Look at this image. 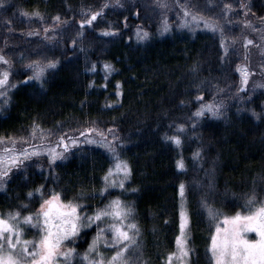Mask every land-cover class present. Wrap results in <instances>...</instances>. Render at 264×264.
<instances>
[{
  "label": "trees",
  "instance_id": "1",
  "mask_svg": "<svg viewBox=\"0 0 264 264\" xmlns=\"http://www.w3.org/2000/svg\"><path fill=\"white\" fill-rule=\"evenodd\" d=\"M188 7L217 29L187 31L170 16L165 31L160 0L0 3V50L15 85L7 103L0 101V142L26 145L37 134L50 139L86 128L112 131L119 157L131 169L123 189L102 194L112 160L98 147L78 146L56 163L27 158L0 188V215L35 214L53 191L87 215L119 197L134 210L129 222L140 230L138 247L128 255L135 264H163L175 247L183 182L189 264H212L217 223L264 203V58L259 68L251 60L257 48L252 28L264 35V0H189ZM93 11L100 13L96 20L82 26ZM105 29L115 31L105 35ZM138 29L148 36L138 38ZM34 59L57 63L35 82L28 67ZM238 65L252 72L244 88ZM202 105H219L221 115L197 116ZM165 136H179L180 143ZM38 186L44 196L29 197ZM205 202L218 210L215 218ZM101 225L81 229L68 246L80 255ZM75 258L71 264H83Z\"/></svg>",
  "mask_w": 264,
  "mask_h": 264
},
{
  "label": "snow or ice",
  "instance_id": "2",
  "mask_svg": "<svg viewBox=\"0 0 264 264\" xmlns=\"http://www.w3.org/2000/svg\"><path fill=\"white\" fill-rule=\"evenodd\" d=\"M2 2L3 0H0V3ZM160 7H167L164 0H160ZM180 7L184 10V17L191 15L192 20L203 19V17L192 13L186 3L180 5ZM102 10L103 9H101V11ZM99 14V12L93 11L87 20H82L80 22L81 25L92 24ZM25 15L28 14L25 13ZM33 15H39V13H33ZM53 19L58 20L59 18L54 17ZM189 23L188 20H183V25ZM205 26L216 27V25L210 24L207 20H205ZM167 27V24H165V31ZM103 31L104 34L107 35L110 31L114 32L115 29H105ZM45 32H47V29H45ZM147 36V32H143L141 36L138 29V38L143 39ZM245 43L251 44L252 41L246 39ZM221 46L224 47L225 52L228 51L223 39L221 40ZM0 61H3L5 64L8 63L7 59L2 55H0ZM56 63L57 61L55 60H48L43 66L37 62H31L30 66L36 69L34 73L35 78L40 80L44 69L54 68ZM105 67L110 68V65L105 64ZM237 70L241 74V87H243L248 82L250 72L245 65H238ZM0 86H3V90H0V97L7 96L8 86L15 87V85H9V73L6 70L0 72ZM260 86L264 87V84ZM5 103H7V99H5ZM205 107L212 115H221L219 105H202L201 110H198L196 115H203V108ZM36 127H38V125ZM180 127L183 128V125ZM94 131L97 130L86 128L80 135L84 136L85 132L91 133ZM99 135L101 138L98 140L87 137L86 141L88 143L101 144L113 154V158L115 159V168L109 167L103 177L105 187L100 189V192L103 194L110 185L115 186L117 184L116 180L111 179L114 172L123 174V178L118 182V186L123 189L125 187L124 181L129 179L131 169L126 160L120 159L116 146L111 141H107L103 138L104 133H100ZM65 139L73 145L84 142L75 138H65L63 135L60 137L61 142L65 141ZM113 139H116V137H113ZM165 139H171L176 144L180 143L179 136H165ZM68 146L69 144L67 143L63 144L65 151ZM47 151L49 152L50 162L63 156V152H58L55 149H48ZM36 154V149H33L31 153L24 150L20 152L12 151L11 154H9L8 149H5L4 154H0V188L4 186L3 182L8 177L12 167H22L25 159L30 155ZM199 155L200 152L197 150L194 156L199 157ZM177 167H184L182 160L177 161ZM179 188L183 201L185 191L183 182H181ZM34 192L40 193L43 197V186H38L36 189L29 191L28 196H33ZM254 199V196L249 197V202ZM205 206L208 208L209 215L213 218L219 214L218 210H213L206 202ZM79 207L80 204L73 200L64 201L61 199V193L53 191L51 196L42 200L40 208L35 214L29 213L22 218L24 222L31 223L40 231L39 239L31 241L21 239L22 229L19 226L18 219L21 214L19 211L10 212L7 217L0 215V264H61L60 257H63V264H70L77 253L73 248L64 247L63 242L69 238L76 237L81 228L90 226L94 221L100 222L105 217H111L112 223L106 224L104 228H97V236L94 237L93 242L88 245V249H95L103 233L110 230L111 239L108 240V238L105 237V242L114 246L116 251L107 258H104L102 253L97 252V255L101 257L98 260L91 259L88 251H86L83 254V259L87 261V264H135V261L128 253L138 247L140 230L134 221L129 222L134 211L131 206L121 201L119 197H116L109 201L103 208L97 209L92 215L79 213L77 211ZM180 216V234L176 236L177 250L168 253V264H173V258H175L177 264H188V257L192 251L188 247V240L185 232L188 222L183 204ZM224 223L226 227L223 229L219 226V223H217L216 231L211 235L209 251L211 252L213 264H264V203H261L260 206L255 208V211L248 215L242 216L240 213H237L231 217L224 216ZM249 230H255L258 239L250 240L243 235V233ZM29 245L32 246L31 250H29Z\"/></svg>",
  "mask_w": 264,
  "mask_h": 264
},
{
  "label": "rangeland",
  "instance_id": "3",
  "mask_svg": "<svg viewBox=\"0 0 264 264\" xmlns=\"http://www.w3.org/2000/svg\"><path fill=\"white\" fill-rule=\"evenodd\" d=\"M188 1L189 0H164V2L167 4V7H161V9H160V12L162 14V26H163V29H164V25L165 24H167V26H168L166 31H169L171 29L169 23L167 22V20L170 18V16H173V19L175 20V22L178 23V26H179L178 28L185 29L187 31H211V30H216L217 26L215 28L209 27V26H205V20H207V19H205L203 16L197 14L196 11H193V12L191 11V12L196 14V15H198V16H200V17H203V19L192 20L191 15L188 16V17H184V15H183L184 10H183L182 7H180V5L185 4V3L188 5ZM1 19L2 18L0 16V31H1L2 28H3L2 29V31H3L4 30V24L2 23ZM185 19L188 20L190 23L187 24V25H183V20H185ZM209 23L213 24L211 21H209ZM5 28H6V26H5ZM252 33L254 35L256 34L255 37L257 38V42L258 43L257 42L255 43V44H257L256 45L257 48H256V51L254 52V54L251 56V60L254 61V65L253 66H255V68L256 67L259 68V66H260L259 63L264 58V35L262 33H259L258 31H255L253 28H252ZM0 36H1V34H0ZM7 38H9V37H7ZM252 43L254 44V41ZM252 46H254V45H252ZM0 55L4 56V54L1 52V50H0ZM5 58L7 59V57H5ZM7 61H8V59H7ZM31 62H37L41 66H43L44 64L39 63V61H36L35 59L29 61L28 67L30 69V72L32 71L31 74L33 76L34 73L36 72V69L30 66ZM245 66L247 67L248 71L250 72V75L248 77V81H249L251 76H252V72H251L249 66H247V65H245ZM9 67H10L9 63L5 64L3 61H0V72H3L5 70L8 71V73H9V85H12L10 83L11 80H10ZM238 74H239L240 81H241V74H240L239 71H238ZM31 79L33 81H35V82L38 81L35 77L34 78L31 77ZM31 79H29V80H31ZM245 86H246V84L243 86V88ZM9 88H12V87L11 86L7 87V94L10 91ZM0 90H3V86H0ZM6 98H7V96L6 97H0V101H5ZM204 112H209L206 107L203 108V113ZM82 132H84V130ZM80 133H78L76 136H70V137L64 136L65 138H75V139H77L79 141H84V142L77 143V144H74V145L70 144V142L67 139H65V141L61 142L60 138H50L49 139V138H46V137L44 138V136H41L40 134L32 135L30 141H28V143L26 145H23V144L21 145V143H17L15 141L0 142V154H4V150L5 149L9 150V154H11L12 151L20 152V151H24V150H27L29 153H31L33 149H36L37 150V154L36 155H30L28 158H31V157L42 158V157H44V158L48 159V161L50 162V160H49V152L47 150L48 149H55L58 152H63V156L62 157L57 158L55 161H51V163H56V162L62 160L66 156L67 153H69L71 150H73L74 148H76L78 146H95V147H98V148H100V149H102V150H104V151H106V152H108L110 154L111 160H112L111 167L115 168V159L113 158V154L112 153H110L101 144L88 143L86 141L87 137H92L93 139H97L98 140V139L101 138L99 134L100 133H104V137L103 138L105 140H107V141H111L116 146L115 139H113V137H115L114 133L112 131H94V132H91V133L85 132L84 136H81ZM64 143L69 144V146H68L66 151L63 148V144ZM122 178H123V174L122 173L114 172L113 176L111 177V179L116 180L117 184L115 186H111L110 185L107 189L108 190L120 189V187L118 186V182ZM125 181H124V183H125ZM104 186H105V181H104ZM182 204H183V209L186 212L184 198H183V201H182L181 195H180V188H179V192H178V234L177 235L180 234V220H181L180 213H181ZM186 216H187V213H186ZM18 219H19V226L22 229V232H21V239L22 240H30L31 241V240L39 239L40 231H39L38 228L34 227L31 223L24 222V220L22 218H18ZM187 222H188V217H187ZM110 223H112L111 217H105L101 221L102 225L99 228H104L106 224H110ZM220 227L222 229L224 227H226L224 221L221 223ZM84 228H86V227H84ZM84 228H81V229H84ZM215 231H216V229H214L213 233ZM185 232H186L187 240H188V223H187V227L185 229ZM243 235L247 239H250V240L258 239V235L255 232V230H249V231L243 233ZM96 236H97V232L92 237V239L90 240L89 244H91L93 242V239ZM105 237H107L108 240L111 239V231L110 230L105 231L103 233V235L100 237L95 249L89 250L88 246H87L86 250L83 253H81L80 255H75L73 257V260L70 262V264L74 262V258L75 257H76L75 259H79L83 264H87V261L83 259V254L86 251H88L89 257L91 259L98 260V259L101 258L100 256L97 255V252L102 253L104 258L110 257L112 255V253L114 251H116V248L114 246H112L111 244L106 243L105 242ZM70 239L71 238H69L68 240H65L63 242V246L64 247L70 248V245L68 246ZM210 243H211V239H210ZM31 247L32 246L29 245V250H31ZM176 250H177V247H176V239H175V247H174L173 251H176ZM210 256H211V252H210ZM59 259L61 260V264H63V257H60ZM163 264H168L167 257H166V259H165ZM173 264H177L175 258H173ZM188 264H189V257H188ZM212 264H213V262H212Z\"/></svg>",
  "mask_w": 264,
  "mask_h": 264
}]
</instances>
